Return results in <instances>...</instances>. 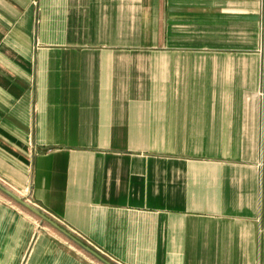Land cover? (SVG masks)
<instances>
[{
  "label": "crops",
  "instance_id": "0c3cea01",
  "mask_svg": "<svg viewBox=\"0 0 264 264\" xmlns=\"http://www.w3.org/2000/svg\"><path fill=\"white\" fill-rule=\"evenodd\" d=\"M262 1L0 0V184L111 264H264ZM0 264L103 263L0 191Z\"/></svg>",
  "mask_w": 264,
  "mask_h": 264
},
{
  "label": "water",
  "instance_id": "95a60500",
  "mask_svg": "<svg viewBox=\"0 0 264 264\" xmlns=\"http://www.w3.org/2000/svg\"><path fill=\"white\" fill-rule=\"evenodd\" d=\"M0 191L2 193H4L6 196H8L9 198H11L16 203L20 204L21 206H23L24 208H26L27 210H29L30 212H32L34 215H36L37 217H39L41 220L47 222L49 225H51L53 228H55L56 230H58L59 232H61L63 235H65L67 238H69L74 243H76L77 245H79L86 252L90 253L92 256H94L96 259H98L103 264H111L109 261H107L106 259H104L97 252H95L90 247L86 246L85 244H83L82 242H80L78 239H76L75 237H73L72 235H70L65 229H63L62 227H60L53 220H51L50 218H48L47 216H45L43 213H41L39 210H37L36 208H34L30 204H28L24 199H22L19 196L15 195L13 192H11L10 190H8L7 188L3 187L1 184H0Z\"/></svg>",
  "mask_w": 264,
  "mask_h": 264
},
{
  "label": "rangeland",
  "instance_id": "374dc122",
  "mask_svg": "<svg viewBox=\"0 0 264 264\" xmlns=\"http://www.w3.org/2000/svg\"><path fill=\"white\" fill-rule=\"evenodd\" d=\"M262 6H264V3H263V1H262V3H261V7H262ZM263 33H264V31H263ZM261 48H263V45L261 46Z\"/></svg>",
  "mask_w": 264,
  "mask_h": 264
}]
</instances>
